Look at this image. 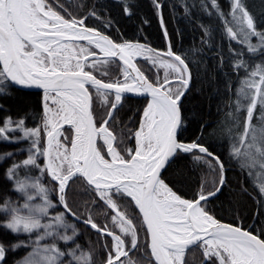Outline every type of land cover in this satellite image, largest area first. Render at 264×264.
I'll return each mask as SVG.
<instances>
[{"label": "snow or ice", "instance_id": "snow-or-ice-1", "mask_svg": "<svg viewBox=\"0 0 264 264\" xmlns=\"http://www.w3.org/2000/svg\"><path fill=\"white\" fill-rule=\"evenodd\" d=\"M153 3L164 28V6L161 0ZM228 3L229 11L225 13L217 0H210L229 43L232 70L239 79L235 111L246 112L243 131L233 134L229 130V156L248 170L249 176L259 178L257 187L264 194V61L251 66L244 58L246 53L264 56V29L258 28L264 21L254 18L244 0ZM125 12L131 14L128 7ZM89 16L100 19L95 11L77 18L59 0H0V95L6 94L9 86L43 90L39 127L27 128L23 118L6 117L0 122V141H30L27 158L12 163L5 172L19 199L5 198L0 203V229L26 239L17 238L7 246L0 241V264H7L9 251L20 249L26 250L25 254L14 264H93L92 252L76 242L79 230L75 223L67 222L69 214L101 238H111L101 245L106 256L104 264H137L132 254L141 251L140 229L117 203L126 198H130L128 205L138 210L136 216L142 220L143 253L149 264H187L186 254L196 249L202 250L204 264H264V228L256 232L222 223L205 206L224 185V163L198 140L185 143L181 139L186 127L182 99L192 82L186 56L173 52L170 43L164 53L140 43H116L88 27ZM202 27L203 43L211 47L213 29ZM164 35L167 38L166 28ZM233 42L240 47L233 48ZM138 57L163 68V77L150 80L134 63ZM117 60L123 80L103 82L94 75V71ZM223 61L221 56V66ZM227 87L231 90L230 84ZM90 89L107 106L99 124L93 114ZM127 93L143 96L147 102L138 127L122 134L117 142L111 122ZM109 95L114 96L110 104ZM257 110L258 124L254 125ZM235 119L239 127L238 117ZM65 125L70 135L65 134ZM16 132L22 135H10ZM125 135L134 140V146L121 151ZM181 154H191L196 164H208L206 158H211L220 172L218 186L205 192L201 184L192 200L178 195L163 174ZM13 155H0V161ZM33 170L38 174L33 175ZM45 176L55 182V189L44 184ZM77 178L112 213L110 221L119 234L107 223H96L90 213L81 217L72 212L67 190ZM53 191L55 201L51 198ZM58 206L63 211L54 212Z\"/></svg>", "mask_w": 264, "mask_h": 264}, {"label": "trees", "instance_id": "trees-1", "mask_svg": "<svg viewBox=\"0 0 264 264\" xmlns=\"http://www.w3.org/2000/svg\"><path fill=\"white\" fill-rule=\"evenodd\" d=\"M50 2L54 3V0ZM59 2L77 18L95 11L100 19L89 16L86 25L108 35L116 43H142L158 51H167L166 38L153 0H59ZM217 2L225 13L229 11L228 0H217ZM244 2L254 18L264 21V0H244ZM161 3L164 6V28L167 29L172 49L175 53L186 56V62L189 63L192 71L191 88L182 102L186 125L184 142L191 143L198 140L224 163L225 186L221 193L208 200L205 206L209 213L221 222L259 232L264 228V194L257 187L259 178L249 176L248 170L242 169L238 161L229 156V130L233 134L243 131L246 112L242 111L237 114L235 111V91L239 87V79L231 67L233 57L229 52L228 40L222 32L221 21L216 17L210 0H161ZM125 7L130 9V15L126 14ZM186 8L187 12H185ZM107 23H110L111 27L105 28L104 25ZM202 25L213 29V39L209 41L211 47L203 43L205 33ZM258 28L264 29V23H259ZM253 43H255V38ZM232 47L240 46L233 42ZM221 56L224 57L223 66L220 63ZM244 58L249 60L251 66L264 61V56L261 55L250 56L246 53ZM138 65L150 80L156 79L146 63L139 61ZM106 72V75H97L108 81L123 79L121 66L117 62L110 63ZM243 75L244 73L241 72L240 76ZM229 84L231 90L227 87ZM92 93L94 94V91ZM109 97L110 104L114 96L109 95ZM42 100L43 96L38 93L9 86L6 94L0 95V106H2L0 122L6 117H11L13 120L23 118L27 128L39 127L43 113ZM146 102L133 98L123 100L115 113V121L111 122V130L118 137L117 142L122 134L138 127V121ZM94 106L95 119L99 124L105 117L107 106L102 105L96 98ZM258 116L259 110L254 113L252 121L254 125L258 124ZM236 117L240 121L239 127L236 126ZM10 135L20 136L22 133L16 132ZM41 144L42 146L44 144L43 134ZM29 145L30 141L27 140L18 143L0 141V155L12 152L16 154V162H21L27 158L28 154L25 151ZM6 146H8L7 150ZM133 146L134 140L125 135L120 150L123 151ZM206 159L209 160L208 164H196L191 154H181L166 170L163 177L178 195L192 200L200 192L201 184L204 185L205 192L212 191L218 186L219 169L211 158ZM14 162L12 158H6L4 162H0V203L5 198L13 200L15 195L16 200L19 199V194L12 190V182L5 176L6 169ZM32 174L37 175L38 172L33 170ZM20 175H24L23 169L20 170ZM43 182L49 188L55 189L56 187L47 176L44 177ZM55 197L56 193L53 191L51 198L54 201ZM129 199H118L117 203L127 211L129 216L133 217L134 223L140 229L141 251L132 254V258L137 261V264H149L147 255L143 253L145 231L141 219L136 216L137 210L134 206L128 205ZM93 200L97 203L93 204ZM67 202L77 216L86 217L90 213L96 223L99 225L107 223L108 227L114 231L110 221L112 213L99 200L97 194L88 189L82 179L77 178L75 182H70ZM53 211L63 210L58 206ZM66 220L68 223L76 224L79 230L76 242L85 251L92 252L93 264H104L106 256L101 245L103 241L110 242L111 239L101 238L99 234L84 225L77 224L68 216ZM17 238L26 239L24 235L17 237L0 229V241L6 246L9 242H15ZM25 251L24 249L15 253L9 251L6 254L7 264H14V260L23 256ZM185 259L187 264H204L200 249L190 250Z\"/></svg>", "mask_w": 264, "mask_h": 264}, {"label": "water", "instance_id": "water-1", "mask_svg": "<svg viewBox=\"0 0 264 264\" xmlns=\"http://www.w3.org/2000/svg\"><path fill=\"white\" fill-rule=\"evenodd\" d=\"M163 31H164V28H163ZM104 34V33H103ZM106 35V34H105ZM108 36V35H107ZM110 38V37H109ZM166 38V37H165ZM110 39H112V38H110ZM113 40V39H112ZM114 41V40H113ZM115 42V41H114ZM166 42H167V51H168V48H169V43L171 44V42H170V39H169V37L167 36V38H166ZM80 43H84V44H86V42H80ZM171 50L173 51V49H172V46H171ZM166 51V52H167ZM174 52V51H173ZM120 66H121V63L117 60L116 61ZM134 63H136V65H137V67L139 68V65H138V59L137 58H135V60H134ZM141 70V69H140ZM95 75V74H94ZM97 76V75H96ZM97 78L98 79H101L103 82H112V81H108V80H105V79H102L101 77H99V76H97ZM191 84H192V82H191ZM14 88H16V89H19V90H23V91H29V92H35V93H38V94H40V95H42L43 96V90L42 89H36V88H24V87H20V86H13ZM190 88H191V86H190ZM91 90H94V89H90V91ZM189 92V91H188ZM187 92V93H188ZM187 93L185 94V96L187 95ZM185 96L183 97V99H182V102H183V100H184V98H185ZM126 98H133V99H141V100H145L146 101V98L145 97H143V96H137V95H135V94H132V93H127V94H124V97H123V99H122V102H123V100L124 99H126ZM94 99V98H93ZM93 114H94V117H95V106H94V103H93ZM182 115H183V117H184V121H185V116H184V112H183V108H182ZM186 128V127H185ZM184 133H185V129L183 130V133H182V136H181V139L184 141ZM169 168V167H168ZM167 168V169H168ZM166 172V171H165ZM165 172H164V174H165ZM164 174H163V176H164ZM223 176H224V185H223V187L221 188V190L216 194V196L217 195H219L220 193H221V191H222V189L224 188V186H225V183H226V175H225V170H224V172H223ZM55 183V182H54ZM216 196H214V197H216ZM214 197H211L210 199H212V198H214ZM209 199V200H210ZM61 208H62V206H60ZM62 210H63V208H62ZM138 211V210H137ZM70 219H72L74 222H76L77 224H81V225H84V226H86L87 228H89V229H91L90 228V226H88V225H85V224H83V223H80V222H77L70 214L69 215H67ZM141 222H142V220H141ZM221 222V221H220ZM222 223H224V222H222ZM226 224H229V223H226ZM235 226V225H234ZM244 229V228H243ZM91 230H93V229H91ZM246 230H249V229H246ZM94 232H96L95 230H93ZM97 233V232H96ZM108 238H110V237H108ZM111 239V238H110Z\"/></svg>", "mask_w": 264, "mask_h": 264}, {"label": "rangeland", "instance_id": "rangeland-1", "mask_svg": "<svg viewBox=\"0 0 264 264\" xmlns=\"http://www.w3.org/2000/svg\"><path fill=\"white\" fill-rule=\"evenodd\" d=\"M255 42H256V41H255ZM144 63H147L148 67H149V68L151 69V71L154 73V76H155V77H157V76H160L161 78L163 77L164 69H163V68H160L159 65H156V66H155L156 70H154V68H152V65H150L148 62H144ZM108 66H109V64H108L105 68L101 69V71H94V73H95V74L102 75L101 72H106ZM106 73H107V72H106ZM92 91H93V90H92ZM93 98H94V99L96 98V99L99 101V99H98V98L96 97V95H95V92H94V94H93ZM108 100L110 101V97H109V96H108ZM113 101H114V99H113ZM99 102H100V101H99ZM5 148H6V150H7L8 146H6ZM4 150H5V149H4ZM21 152H22V151H21ZM21 152H19V153H21ZM25 152L28 154L27 149H26ZM15 153H16V152H15ZM11 158H12V160H14V161L16 162V154H14V157H11ZM4 161H5V159H4ZM4 161H0V162H4ZM13 200H14V201L16 200V195L14 196ZM112 225H113V224H112ZM113 227H114V231H115L117 234H119V229L116 228L114 225H113ZM69 234H70V233H69Z\"/></svg>", "mask_w": 264, "mask_h": 264}, {"label": "built area", "instance_id": "built-area-1", "mask_svg": "<svg viewBox=\"0 0 264 264\" xmlns=\"http://www.w3.org/2000/svg\"><path fill=\"white\" fill-rule=\"evenodd\" d=\"M143 45H145V44H143ZM147 46V45H146ZM147 47H149V46H147ZM149 48H151V47H149ZM151 49H153V48H151ZM153 50H156V49H153ZM156 51H158V50H156ZM138 60H142V61H144V62H147L146 60H144L143 58H140V57H138L137 58ZM149 63V62H148ZM152 68H154V70H156V68H155V66H152ZM64 129H65V134L66 135H70V132L68 131V126L67 125H65L64 126ZM63 139V138H62Z\"/></svg>", "mask_w": 264, "mask_h": 264}]
</instances>
